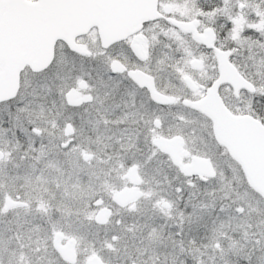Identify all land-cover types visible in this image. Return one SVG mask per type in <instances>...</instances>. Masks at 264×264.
Here are the masks:
<instances>
[{"label": "flooded vegetation", "instance_id": "1", "mask_svg": "<svg viewBox=\"0 0 264 264\" xmlns=\"http://www.w3.org/2000/svg\"><path fill=\"white\" fill-rule=\"evenodd\" d=\"M249 3L254 5L250 14L247 13ZM156 8L160 14L158 17L143 22L137 31L108 45H104L97 26L78 35L75 41L84 45L86 53L71 49L62 40L56 42V58L59 46H63L71 54L93 63L86 70L89 72L87 76L77 79L75 74L79 69L76 68L72 78L52 90L64 94L65 100L66 93L70 90H75L81 99L90 94L91 99L76 105L66 101V106L90 110L94 117V120H90L93 126L97 129L110 128L112 158L102 164L107 166L108 175L103 185H100L99 176L95 173H92V177L86 176L93 184L82 193L80 230H73L64 220V223L57 221L55 215L48 217L47 210L39 209L47 206L48 201H26L24 194L32 199L36 195L29 194L25 187L16 188L21 192L14 194L4 192L0 227L10 225L5 232L6 251L0 248V264H54L56 259L62 264H160V258L155 256L154 260L153 255L158 241L151 236L150 231L134 229L136 223H140L138 214L148 223L153 214L159 212L155 209L156 206L167 209L171 207L167 198L176 202L181 199V195L189 196L192 188L184 187L186 178L191 179L189 185L194 184L195 180L206 183L210 178L203 180L196 175H185L173 163L170 153L159 148L156 141L160 138H179L183 162H191L194 156L208 158L217 173L214 158L219 157L222 152L230 153L227 146L215 137L214 119L207 110L219 107L222 102L232 114L251 115L264 125V89L257 90L259 79L264 86V67H251L249 57L237 54L236 43L230 38L233 25L248 24L247 18L250 19V16L256 25L254 29L260 30L259 34L264 35V0L241 2L237 10L229 6L227 0H157ZM173 20L185 23L186 26L178 25ZM218 50L229 51L228 60L234 68L222 66ZM47 69L34 71L25 66L20 73L17 90H36L24 88L22 74L27 71L38 75ZM234 69L253 83L255 89L242 87L235 90L231 83L224 81L223 77L226 78ZM129 71H140L144 77L137 80ZM106 76L117 78L114 81L94 80L95 77ZM151 84L154 90L173 98V101L155 100L151 95ZM185 100L201 103L208 100L204 103L206 111L185 103ZM66 118L69 121L64 134L74 136H68L61 143L65 150L61 152L64 156L70 143H78L79 137L85 144L82 146L93 147L92 150L105 155L104 144H88L93 141L91 133L87 130L80 136L75 128L76 119ZM36 131L40 132L38 129ZM198 149L212 152L202 155L197 152ZM93 156L94 154L84 153L82 159ZM43 157L45 160L47 154ZM150 157L161 159L163 164L174 168L181 181L170 182L167 178L163 186V175L150 181L144 178L141 169L146 167ZM64 159L66 161L68 157ZM116 160L124 163L122 168L115 165ZM102 165L101 169L106 171ZM133 166L135 175L130 177L129 171ZM121 182L123 184L120 187L110 190L111 185ZM125 189H129L130 194L125 201L119 202L117 193ZM7 196L27 204L5 209ZM92 205L97 208L93 213ZM16 208L23 211L13 214L11 211ZM102 213L106 214L105 222L96 220ZM39 214H44V219L37 222L36 216ZM112 219L115 225L104 230L103 227L108 226ZM83 226H87V230L81 231ZM95 226L101 229L94 230ZM55 240L72 253L69 259L58 251ZM203 242L206 240L201 244ZM216 246L219 244L216 243ZM204 250L203 254L210 252L209 247ZM208 257L213 258H208L205 264L225 259L223 254H210ZM191 264L200 263L194 261Z\"/></svg>", "mask_w": 264, "mask_h": 264}, {"label": "rangeland", "instance_id": "2", "mask_svg": "<svg viewBox=\"0 0 264 264\" xmlns=\"http://www.w3.org/2000/svg\"><path fill=\"white\" fill-rule=\"evenodd\" d=\"M227 2L237 10L239 3L248 0H227ZM253 6L249 3L248 14L252 12ZM247 19L249 22L247 21L248 24L244 26L233 25L230 38L236 43L237 54L249 57L251 67L258 65L264 67V35L261 33L263 36L260 37V30L254 29L256 25L251 16ZM92 65L89 59L73 55L63 46H59L57 58L54 57L53 63L46 72L35 75L26 71L22 74L24 88L36 90H20L15 98L0 103L1 210L4 192L14 194L21 192L16 188L25 187L29 194L36 195L32 199L23 193L26 201L30 203L35 200L48 201L47 206L39 207L40 210L48 211V217L55 215L57 221L62 223L65 221L73 230L81 229L82 193L90 189V184H93L86 176L92 177V173H95L99 176L100 185H103L108 175L107 166L102 164L112 158L110 150L113 143L109 138L110 128L97 129L91 124L90 120H94V117L91 116L90 110L68 108L64 94L52 89L72 78L76 68L79 69L75 74L77 79L87 76L89 72L86 70ZM115 78L117 77H95L94 80L114 81ZM260 81V79L257 81V90L264 89ZM66 117L76 119L75 128L78 129L80 136L87 130L91 133L93 141L88 144L93 146L104 144L105 155L92 150L93 147L82 146L85 144L79 137L78 143L76 141L70 143L64 156L61 152L65 150L61 143L65 142L68 136L73 135L64 134L69 121ZM37 129L40 132H37ZM208 138L211 139L210 136ZM205 148L206 145L202 147L203 150ZM203 150L198 149L197 152L202 155H209L212 152ZM84 153L94 156L82 159ZM44 154H47L45 160ZM66 156L68 159L65 161ZM114 163L121 168L124 165L119 160ZM162 164L161 159L150 157L146 167L141 169V174L149 181L159 179L163 175V186L167 178L170 182L181 181L180 175L174 168ZM101 165L107 172L101 169ZM214 165L217 168L215 177L210 178L206 183L195 180L192 185H189L191 179L186 178L184 187L192 188L189 196L181 195V199L176 202L167 198L171 207L167 209L156 206L155 209L159 212H155L148 223L138 214L137 219L140 223H136L134 229L148 230L158 241L153 255L154 260L155 256L160 258V261L158 260L160 264H191L194 261L205 264L208 258H213L208 257L210 254L212 256L223 254L225 259L212 260L208 262L209 264L225 262L226 264H264V198L250 186L241 165L230 154L222 152L219 157L214 158ZM122 184L123 182L111 185L110 190ZM20 209L16 208L11 212L14 214L23 211ZM96 209L92 205V213ZM42 219L44 214L36 216L37 222ZM112 224L115 225L114 219L108 226L103 227L104 230L111 229ZM9 225L0 227V248L4 251L7 247L5 232ZM87 228L83 226L81 231ZM99 228L101 229L95 226L93 229ZM205 240L206 242L201 244ZM193 241L195 243H192ZM216 243L219 244L218 247ZM207 247L210 248V252L203 254ZM54 264L62 263L56 259Z\"/></svg>", "mask_w": 264, "mask_h": 264}, {"label": "water", "instance_id": "3", "mask_svg": "<svg viewBox=\"0 0 264 264\" xmlns=\"http://www.w3.org/2000/svg\"><path fill=\"white\" fill-rule=\"evenodd\" d=\"M156 4L157 0H0V102L16 96L20 73L25 66L40 71L51 64L58 40L64 41L73 50L86 53L84 45L77 43L75 38L97 26L104 45H108L137 31L143 22L158 17ZM173 22L186 26L185 23ZM218 54L224 68L233 67L228 60L229 51L218 50ZM129 74L137 80L144 77L140 71H129ZM223 80L231 83L235 90L242 87L255 89L253 83L236 69ZM149 86L155 100L173 101V98L154 90L152 84ZM89 99L90 94L81 99L75 90L66 93L68 104L76 105ZM184 102L206 111L204 103L208 100L203 103ZM220 104L207 110L214 119L215 137L227 146L230 155L241 164L247 182L264 198V125L251 115H234L222 102ZM156 144L170 153L173 163L185 175H196L203 180L216 175L208 158L194 156L191 162H183L179 138H160ZM134 170V166L130 168V177H134ZM129 194L130 190L125 189L116 197L119 202L125 201ZM22 204L27 203L7 196L5 209ZM106 212L109 213V210ZM105 218L106 214L102 213L96 220L105 222ZM56 240L58 251L69 259L72 253L58 245Z\"/></svg>", "mask_w": 264, "mask_h": 264}]
</instances>
